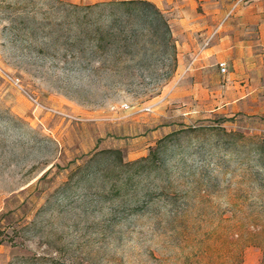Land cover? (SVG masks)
<instances>
[{"label": "rangeland", "instance_id": "1", "mask_svg": "<svg viewBox=\"0 0 264 264\" xmlns=\"http://www.w3.org/2000/svg\"><path fill=\"white\" fill-rule=\"evenodd\" d=\"M110 1L0 0V264H264V87L200 96L172 27L69 16Z\"/></svg>", "mask_w": 264, "mask_h": 264}, {"label": "crops", "instance_id": "2", "mask_svg": "<svg viewBox=\"0 0 264 264\" xmlns=\"http://www.w3.org/2000/svg\"><path fill=\"white\" fill-rule=\"evenodd\" d=\"M149 1L172 17L179 49L191 57L189 63L181 59L180 67L189 64L200 96L212 97L207 87L224 75L233 85L250 88L242 100L261 102L257 88L264 87V0ZM222 62L227 64L223 74L217 71Z\"/></svg>", "mask_w": 264, "mask_h": 264}, {"label": "trees", "instance_id": "3", "mask_svg": "<svg viewBox=\"0 0 264 264\" xmlns=\"http://www.w3.org/2000/svg\"><path fill=\"white\" fill-rule=\"evenodd\" d=\"M69 7V16H75L78 19V22L85 16L90 17L96 15V23H100L101 25L94 29L92 28L90 31L97 36L106 33L109 38H117L119 41L121 40L131 43L133 39L138 36V30L135 27H128L124 22L130 23L133 19H142L150 23L153 29L157 32H163L169 43L173 41L172 28L165 13L155 3L149 0H120L86 6L69 4ZM107 8L111 9L109 14L105 13ZM107 15L108 17H111V20H104V17ZM117 22L123 23L119 29L114 26V23L116 24ZM174 46L175 45L173 44V47ZM192 129L195 130V128ZM229 136H231L234 145L238 142L236 138H239L240 140L246 139L242 132L229 131ZM171 138L172 134L161 139L158 145L151 149L148 156L135 162L125 163L126 166L136 167L139 165L141 166V164H153L154 167L158 166V162H161L160 159L162 153L167 146L166 140ZM249 149L251 153L258 154L260 160H264V139L251 141Z\"/></svg>", "mask_w": 264, "mask_h": 264}, {"label": "built area", "instance_id": "4", "mask_svg": "<svg viewBox=\"0 0 264 264\" xmlns=\"http://www.w3.org/2000/svg\"><path fill=\"white\" fill-rule=\"evenodd\" d=\"M220 67L223 73L227 72V64L225 62L220 63Z\"/></svg>", "mask_w": 264, "mask_h": 264}]
</instances>
